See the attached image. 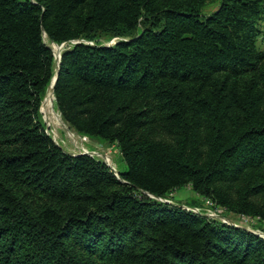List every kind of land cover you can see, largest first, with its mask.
<instances>
[{
	"label": "trees",
	"instance_id": "1",
	"mask_svg": "<svg viewBox=\"0 0 264 264\" xmlns=\"http://www.w3.org/2000/svg\"><path fill=\"white\" fill-rule=\"evenodd\" d=\"M208 1L0 0V264H264V237L158 199L264 222V0ZM44 33L70 43L62 120L126 168L47 132Z\"/></svg>",
	"mask_w": 264,
	"mask_h": 264
},
{
	"label": "rangeland",
	"instance_id": "2",
	"mask_svg": "<svg viewBox=\"0 0 264 264\" xmlns=\"http://www.w3.org/2000/svg\"><path fill=\"white\" fill-rule=\"evenodd\" d=\"M219 6V0H210L206 3L204 6L202 13L203 14H210L214 12ZM44 40L45 42L52 48L51 44L52 42L46 33H44ZM104 43L111 44L114 42V39L106 40L102 39ZM56 44V43H55ZM70 43H66L64 45H58L60 47V51L62 52L63 49L69 46ZM261 48H264V43H259ZM53 50V48H52ZM55 54L56 61V53L53 50ZM48 94V93H47ZM46 98V97H45ZM45 100V99H44ZM43 100V102H44ZM54 109L59 112L55 102V98L53 101ZM41 114L43 122L46 125L47 132L54 138V140L67 152L72 154H78V153H88L91 156H94L100 160H103L105 163L106 161L110 163V167L117 173L119 169L126 168V165L124 161L121 158V155L119 153L118 148L115 145H109L106 143H103L99 140L93 139L91 137L83 136L78 134L77 132H74L70 128H68L71 132L75 134V140H72L68 136V132L65 128L59 127L57 128L55 121H49L46 117V113L43 111V104L41 107ZM62 118V117H61ZM64 123V122H63ZM65 124V123H64ZM66 127H68L66 125ZM78 138V139H77ZM159 199V198H158ZM204 197H202L200 194L194 192L191 189L190 185L183 186L181 188H178L171 192V194L167 198H161L159 199L162 202L170 203L185 209L188 208H198V211L195 212L197 214L203 215L206 218L218 220L221 222H224L221 220V217L216 216L213 214V212H210V207H207L204 202ZM190 210V209H189ZM220 216H225L227 221H229L228 224H234L239 227H243L247 230L253 231L254 233L259 234L260 236L264 237V222L259 221L258 219H250L246 220L245 218L239 216L238 214H233L227 211H221L219 212ZM227 223V222H225Z\"/></svg>",
	"mask_w": 264,
	"mask_h": 264
},
{
	"label": "bare ground",
	"instance_id": "3",
	"mask_svg": "<svg viewBox=\"0 0 264 264\" xmlns=\"http://www.w3.org/2000/svg\"><path fill=\"white\" fill-rule=\"evenodd\" d=\"M51 46H52L53 50L55 51L56 57L58 60L59 54L61 52L60 47H58V45L55 43H52ZM53 101H54V96H53V89L51 86L44 102H42V104L44 106V112L46 113V117L49 121H55L57 128H59V127L65 128L68 132L69 138L72 140H75V134L68 129L69 127H66V124L63 123L64 121L62 120L61 115L59 114V112H57L54 109Z\"/></svg>",
	"mask_w": 264,
	"mask_h": 264
},
{
	"label": "built area",
	"instance_id": "4",
	"mask_svg": "<svg viewBox=\"0 0 264 264\" xmlns=\"http://www.w3.org/2000/svg\"><path fill=\"white\" fill-rule=\"evenodd\" d=\"M259 41H260L261 43H264V33L261 34V36H260V38H259ZM146 193H147V192H146ZM147 194H148L150 197L158 198V197H156V196H154V195H152V194H150V193H147ZM159 199H161V198H159ZM203 200H204V202H205V205H206L207 207H210V210H211L210 212H213L214 215L221 217V220H222V221L229 223V221L225 220V219H226L225 216L223 217V216H220V214H219V212L224 211V209H223L222 207H220L219 205H217V204H216L212 199H210V198H206V197H204ZM188 209L193 210V211H195V212L198 211V208H196V207H194V208H188ZM239 216L245 218L246 220H250V219H252V217H249V216H246V215H243V214H241V215H239ZM234 224H235V223H234Z\"/></svg>",
	"mask_w": 264,
	"mask_h": 264
},
{
	"label": "water",
	"instance_id": "5",
	"mask_svg": "<svg viewBox=\"0 0 264 264\" xmlns=\"http://www.w3.org/2000/svg\"><path fill=\"white\" fill-rule=\"evenodd\" d=\"M74 43H77V42H81V40H76V41H73ZM65 43L61 44V45H64ZM60 45V46H61ZM61 57H62V52H60L59 54V59H58V62H57V71H56V74L55 76L53 77V80H52V83H51V86H52V89H53V96L55 98V95H54V87H55V83H56V80H57V75H58V70H59V66H60V62H61ZM54 139V138H53ZM55 141V140H54ZM56 142V141H55ZM57 143V142H56ZM58 144V143H57ZM85 154H88V153H85ZM106 163L110 166V163H108L106 161Z\"/></svg>",
	"mask_w": 264,
	"mask_h": 264
}]
</instances>
